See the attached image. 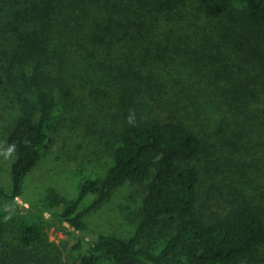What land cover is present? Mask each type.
Returning a JSON list of instances; mask_svg holds the SVG:
<instances>
[{
  "label": "trees",
  "instance_id": "obj_1",
  "mask_svg": "<svg viewBox=\"0 0 264 264\" xmlns=\"http://www.w3.org/2000/svg\"><path fill=\"white\" fill-rule=\"evenodd\" d=\"M182 3L0 0V91L29 86L6 128L0 264H66L45 242L46 212L19 200L57 113H85L84 95L108 105L100 130L80 126L111 162L75 198L50 196L52 219L84 233L127 183L148 187L134 232L77 243L79 264H264V0Z\"/></svg>",
  "mask_w": 264,
  "mask_h": 264
},
{
  "label": "rangeland",
  "instance_id": "obj_2",
  "mask_svg": "<svg viewBox=\"0 0 264 264\" xmlns=\"http://www.w3.org/2000/svg\"><path fill=\"white\" fill-rule=\"evenodd\" d=\"M182 4L197 12L198 0H183ZM185 63L188 65V60ZM173 67L168 64L163 68ZM27 89L29 86H7L0 91V188L6 190L10 189V168L14 160V154L7 146L6 128L19 114L20 97L28 95ZM82 97L88 104L83 109L85 113L81 114L78 109L73 113L65 109L57 113L50 129L51 140L46 143L41 162L27 177L24 195L19 200L23 208H41L46 212L47 220L43 224L45 242L57 246L56 253L66 264H79L74 249L79 242L86 252L99 234L130 236L137 227L139 207L148 187V183H127L108 204L90 217V231L75 232L52 219L51 214L55 209L49 206L50 196L59 194L68 199L75 198L84 180L105 172L111 162L106 143L101 142L94 131L88 132L84 126H80L83 116L100 130L96 124L97 118L107 117L108 105L99 95ZM61 106H65V103H61ZM152 111L155 116L165 117L164 107L154 104ZM92 198L88 196L82 207H87ZM221 208L216 206L218 210ZM147 241L154 250L160 251L164 247L160 231L152 234Z\"/></svg>",
  "mask_w": 264,
  "mask_h": 264
}]
</instances>
